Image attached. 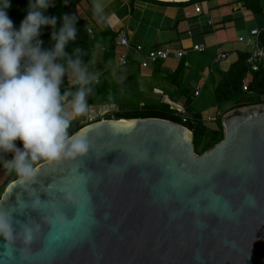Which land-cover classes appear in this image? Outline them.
Listing matches in <instances>:
<instances>
[{
	"label": "water",
	"instance_id": "1",
	"mask_svg": "<svg viewBox=\"0 0 264 264\" xmlns=\"http://www.w3.org/2000/svg\"><path fill=\"white\" fill-rule=\"evenodd\" d=\"M220 121L221 140L199 154L192 132L166 119L80 127L89 153L41 165L38 179L47 186L74 169L91 172L90 200L81 209L58 202L76 227L61 243L34 244L32 264H264V103L229 109ZM15 181L0 196L5 206L16 202ZM0 264H20L18 254L11 261L0 247Z\"/></svg>",
	"mask_w": 264,
	"mask_h": 264
},
{
	"label": "clouds",
	"instance_id": "2",
	"mask_svg": "<svg viewBox=\"0 0 264 264\" xmlns=\"http://www.w3.org/2000/svg\"><path fill=\"white\" fill-rule=\"evenodd\" d=\"M10 7V0H0V165L16 177L15 189L20 191L14 205L0 202V247L11 261L18 254L20 264H32L34 244L61 243L76 227L77 217H69L58 202L81 209L90 200L91 172L74 169L59 183L47 186L38 178L41 165L74 162L91 150L87 135L70 134L69 129L88 113L101 73L89 70L81 47L73 48L71 54L66 50L78 38L77 15L48 16L45 13L55 7V0H29L17 30L8 16ZM105 8L104 0H92L97 23L106 22ZM46 26L52 31L49 47L43 48L40 36ZM18 140L22 147L16 146ZM9 153L11 159L6 158ZM25 193L28 200L22 198ZM42 193L46 200H41ZM29 211L39 219L28 215ZM17 215L27 219L21 221Z\"/></svg>",
	"mask_w": 264,
	"mask_h": 264
},
{
	"label": "crops",
	"instance_id": "3",
	"mask_svg": "<svg viewBox=\"0 0 264 264\" xmlns=\"http://www.w3.org/2000/svg\"><path fill=\"white\" fill-rule=\"evenodd\" d=\"M162 2L104 0L107 19L100 24L92 14V0H76L77 13L84 20L85 28L91 30V35L108 30L115 34L117 39L118 33L123 31L130 44H140L144 52L160 47L184 51L179 59L170 55L165 60L141 67L138 58L134 57L130 49L127 51L126 64L118 65L114 47L111 55H108L106 47L110 37H101L93 49L92 59L88 62L89 70L101 73L100 82L96 86H104L105 80L108 79L120 91L129 86L131 92L138 97L143 93L147 100L165 102L172 109L184 106L188 100L190 108L197 105L196 102L204 92L211 94L215 82L220 78L219 74L236 59L237 51L249 52L250 46L245 40H253L250 37L252 29L264 28V15L251 12L235 0ZM195 5L199 6L198 11L195 10ZM239 37L244 40L239 41ZM198 44L203 45V50L193 48ZM121 50L122 48H118L117 52ZM229 50L233 52L232 56ZM218 52H224L226 57L217 59ZM181 62L184 66L183 75L175 85L163 75L171 74ZM156 65L158 72L155 71ZM195 90L199 91L198 95H194ZM208 104L211 105V101ZM228 108V104L223 107L215 106L213 111L204 114V117L207 120L210 118L208 121L214 120ZM186 112L190 118L197 114L191 110ZM83 118L84 116L77 118L72 128L80 125ZM16 146L18 147L17 141ZM7 158L11 159L12 154L9 153Z\"/></svg>",
	"mask_w": 264,
	"mask_h": 264
},
{
	"label": "trees",
	"instance_id": "4",
	"mask_svg": "<svg viewBox=\"0 0 264 264\" xmlns=\"http://www.w3.org/2000/svg\"><path fill=\"white\" fill-rule=\"evenodd\" d=\"M157 1V0H151ZM201 0H188L187 3H194ZM241 2L251 12L264 15V0H235ZM55 0V7L49 8L45 15L48 16H62L64 14L77 15V28L78 38L75 42L70 43L66 49L70 54L72 49L79 46L84 49L86 55L84 60L88 63L93 57V49L96 46L97 41L101 37H110L107 50L110 56L114 47L115 34L110 31H104L101 34L90 35L87 33V29L84 25V20L78 15L76 9V0ZM162 2V1H157ZM11 7L7 10L9 18L13 21L15 29H19L21 20L27 15V5L29 0H10ZM163 3V2H162ZM60 26L58 22L57 27ZM51 28L44 27L40 39L43 41V48H47L50 45ZM258 45L264 49V28L259 30L257 35ZM236 59L229 65V67L219 74V80L215 82V87L211 92V97L214 102L223 107L228 104L229 108L222 111L215 119V126H208L203 121L201 115L194 114L193 117L183 123V126L187 127L193 134V145L196 153H202L203 151L211 148L215 143L222 138V127L220 117L229 109L241 107L245 105L264 103V68L259 67L257 70H252L247 59L249 56L248 51H237ZM158 65H156L155 71L158 72ZM184 66L181 62L178 67L171 73L165 74L163 77L170 80L173 84L177 85L183 75ZM65 83L67 79L65 77ZM67 86V85H66ZM245 87V89H243ZM107 89L103 85L95 86V94L89 98V106L96 104L100 95L107 93ZM103 96V95H102ZM101 96V97H102ZM104 103L102 98L98 100L97 104ZM117 104L120 109L114 110V112L106 115L103 119H131V118H146L154 117L170 120L176 123H181L179 117L174 115V110L170 108V105L165 102H152L147 99L136 100L134 102H111V104ZM190 101L184 103V108L190 111ZM99 120L95 119L93 121ZM88 123H82L76 127L71 126L69 129L70 134L75 133L80 127ZM18 147H22V143L18 140ZM8 157V154H7ZM6 157V158H7ZM16 177L10 174L0 175V196L3 193L6 186L15 180Z\"/></svg>",
	"mask_w": 264,
	"mask_h": 264
},
{
	"label": "built area",
	"instance_id": "5",
	"mask_svg": "<svg viewBox=\"0 0 264 264\" xmlns=\"http://www.w3.org/2000/svg\"><path fill=\"white\" fill-rule=\"evenodd\" d=\"M199 6L195 5V10L198 11ZM88 34H91V30L87 29L86 30ZM259 33L258 29H252L250 31V37L253 38V40H245V43L250 46L249 50V56H248V63L251 67L252 70H257L259 67L264 68V49H262L257 42V35ZM244 39L242 37H239V41H243ZM118 48H122L121 51L117 52ZM195 50L201 51L203 50V45H195L193 46ZM132 50L134 53V57L138 58L140 66L141 67H147L150 63L156 62L158 60H165L168 58L170 55H174L176 58L182 57L184 54L183 50H175L170 47H160V48H155V49H150L148 51H143L142 46L140 44H130L128 41L125 33L123 31L118 33L117 39H115L114 42V52L116 56V62L118 65H124L127 62V51ZM226 57V54L224 52H218L217 54V59H224ZM245 89V87H243ZM199 91L195 90L194 95H198ZM112 108H106L104 110V117L106 115H109ZM116 110V109H115ZM174 110V115L179 117L181 120V124L186 123L189 121L191 118L188 116L185 108L183 106H180L178 108L173 107ZM114 112V111H113ZM88 122L93 121V117H87ZM103 119V117H102ZM210 118H208L209 120ZM0 174H7L6 170L3 168L2 165H0Z\"/></svg>",
	"mask_w": 264,
	"mask_h": 264
},
{
	"label": "rangeland",
	"instance_id": "6",
	"mask_svg": "<svg viewBox=\"0 0 264 264\" xmlns=\"http://www.w3.org/2000/svg\"><path fill=\"white\" fill-rule=\"evenodd\" d=\"M249 25H250V23L247 24L243 28L245 29ZM243 32H245V31L243 30ZM245 38H247V37H245ZM229 53L232 56L233 52L229 50ZM229 60L230 59H228V61ZM104 87L107 89V91H109L107 93H103V94L100 95V98H102L104 104H97L98 103V100L100 99V98H98L97 101H96L97 103L94 104L93 106H90L89 107V111L84 116V118L82 119V123H88V118L87 117H93L92 120H95V119H98V118L99 119H102V117H104V115H105L104 113H106V112H103V111L106 110V108H112V110L110 112H113L115 109H120L121 108L119 106L117 107L116 106L117 104H113V103H112V105H114V107H112L110 105L112 101L113 102L114 101L115 102H134L136 100L140 101V100L146 99L145 94H143V93L140 94V97H138L135 93L131 92L132 90L129 89V86L124 87L122 89V91H120L114 85H112L111 82L108 79L105 80ZM133 89H135V87H133ZM109 97H111V99H109ZM212 100L213 99L211 98V95H209L208 93H205L204 92L203 95H202V97L200 98V100L198 102H196L197 105H193V106L190 107L191 112H196L197 114L201 115L203 117V121H205V123L208 126H210V127H214L215 126V122H214V120L208 121L206 119V117H204L205 116L204 114H206V113L210 114L213 111L214 107L215 106L216 107L218 106ZM148 101H151V99H149ZM210 101H211V105L208 104V103H210ZM198 105H200V106H198ZM218 107H220V106H218Z\"/></svg>",
	"mask_w": 264,
	"mask_h": 264
}]
</instances>
